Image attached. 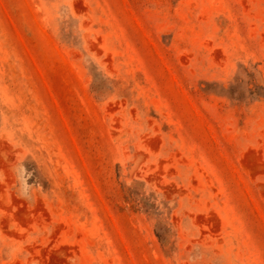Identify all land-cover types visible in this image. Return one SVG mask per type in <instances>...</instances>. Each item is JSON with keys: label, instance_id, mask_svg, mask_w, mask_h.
Returning <instances> with one entry per match:
<instances>
[{"label": "rangeland", "instance_id": "rangeland-1", "mask_svg": "<svg viewBox=\"0 0 264 264\" xmlns=\"http://www.w3.org/2000/svg\"><path fill=\"white\" fill-rule=\"evenodd\" d=\"M0 264H264V0H0Z\"/></svg>", "mask_w": 264, "mask_h": 264}]
</instances>
